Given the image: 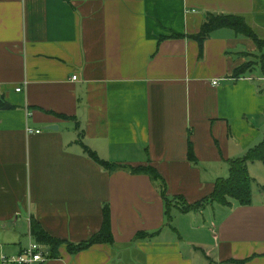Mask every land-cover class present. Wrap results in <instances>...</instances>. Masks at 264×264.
I'll use <instances>...</instances> for the list:
<instances>
[{
	"label": "crops",
	"instance_id": "0c3cea01",
	"mask_svg": "<svg viewBox=\"0 0 264 264\" xmlns=\"http://www.w3.org/2000/svg\"><path fill=\"white\" fill-rule=\"evenodd\" d=\"M209 12L264 35V0H0V264L35 241L33 218L79 244L101 230L106 204L113 242L76 254L63 244L46 264H264V163L247 165L251 204L174 207L168 220L159 184L86 153L154 166L169 197L195 205L264 140L260 69L231 78L259 51L227 28L202 51L193 35Z\"/></svg>",
	"mask_w": 264,
	"mask_h": 264
},
{
	"label": "trees",
	"instance_id": "16d2710c",
	"mask_svg": "<svg viewBox=\"0 0 264 264\" xmlns=\"http://www.w3.org/2000/svg\"><path fill=\"white\" fill-rule=\"evenodd\" d=\"M221 28L231 29L237 35L245 36L252 39L256 49L259 53L255 55L249 54V60L242 65L238 66L232 73L231 78L233 80L248 77L255 73L259 68L264 77V36L257 33L255 28L249 23L248 20L242 15H232L226 13H207L205 23L203 24L201 31L193 35V38L198 41L202 51L204 44L210 37V34L214 31L220 30ZM178 36H175V38ZM261 92H264V85L259 86ZM61 118L70 119L68 116H60ZM72 121L78 124L77 118H71ZM88 156L94 159L104 170L107 172L116 171H129L132 174H142L148 176L151 181L159 184L162 198L165 202V212L168 220H172L171 209L178 207L180 212L190 213L191 211L197 210L204 206L208 202H215L222 206L230 205L232 201L237 202L241 205H249L252 202V186L254 180L249 176L248 163H254V161H260L264 163V140L259 144L255 145L249 150V152L243 157L237 160L230 161V175L225 179H217L215 182V187L210 197L198 202L195 205H189L184 197L171 198L167 195L168 193V183L161 175L158 169L154 166H144L137 165V167L129 165H118L111 162L102 161L96 156V154L91 152L89 149L86 150ZM189 160L191 163H197L196 154L193 151L192 143L189 144ZM104 220L101 226V230L95 234L91 239L83 241L79 244L65 243L60 239L51 237L46 230L42 228L37 219L33 218L31 223V235L35 242L45 244L49 247L50 257L55 258L58 255V249L63 244H68V249L72 254L81 252L82 250L89 249L96 244H110L113 242V232L111 228V209L110 205L106 204L103 207ZM146 232H139L135 240L153 237Z\"/></svg>",
	"mask_w": 264,
	"mask_h": 264
},
{
	"label": "built area",
	"instance_id": "2783aa9c",
	"mask_svg": "<svg viewBox=\"0 0 264 264\" xmlns=\"http://www.w3.org/2000/svg\"><path fill=\"white\" fill-rule=\"evenodd\" d=\"M77 76L73 77V81H76ZM214 85H219V81H214ZM21 91L18 88L17 92ZM27 133L29 135L41 134L40 129H28ZM51 260L49 247L45 244L32 241L29 247L23 250V253L16 258L7 259L3 258V264H46Z\"/></svg>",
	"mask_w": 264,
	"mask_h": 264
},
{
	"label": "rangeland",
	"instance_id": "374dc122",
	"mask_svg": "<svg viewBox=\"0 0 264 264\" xmlns=\"http://www.w3.org/2000/svg\"><path fill=\"white\" fill-rule=\"evenodd\" d=\"M261 36H264V35L261 33ZM257 71H258V69H257ZM23 243H24V245H29V243H30L29 237L24 236Z\"/></svg>",
	"mask_w": 264,
	"mask_h": 264
},
{
	"label": "water",
	"instance_id": "95a60500",
	"mask_svg": "<svg viewBox=\"0 0 264 264\" xmlns=\"http://www.w3.org/2000/svg\"><path fill=\"white\" fill-rule=\"evenodd\" d=\"M6 108H9V106H6ZM58 130V128L57 127H55V126H48L47 127V130Z\"/></svg>",
	"mask_w": 264,
	"mask_h": 264
}]
</instances>
